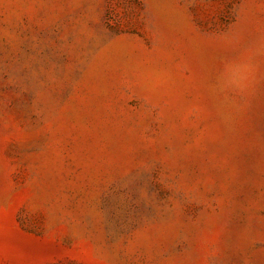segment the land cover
Segmentation results:
<instances>
[{"label": "rangeland", "instance_id": "374dc122", "mask_svg": "<svg viewBox=\"0 0 264 264\" xmlns=\"http://www.w3.org/2000/svg\"><path fill=\"white\" fill-rule=\"evenodd\" d=\"M0 264H264V0H0Z\"/></svg>", "mask_w": 264, "mask_h": 264}]
</instances>
